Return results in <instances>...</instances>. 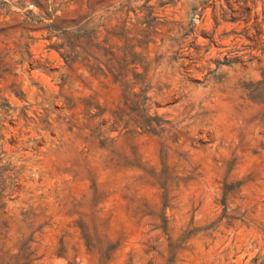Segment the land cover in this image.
Masks as SVG:
<instances>
[{"label": "rangeland", "instance_id": "obj_1", "mask_svg": "<svg viewBox=\"0 0 264 264\" xmlns=\"http://www.w3.org/2000/svg\"><path fill=\"white\" fill-rule=\"evenodd\" d=\"M264 0H0V264H264Z\"/></svg>", "mask_w": 264, "mask_h": 264}, {"label": "trees", "instance_id": "obj_2", "mask_svg": "<svg viewBox=\"0 0 264 264\" xmlns=\"http://www.w3.org/2000/svg\"><path fill=\"white\" fill-rule=\"evenodd\" d=\"M260 79L248 89L247 97L259 106L258 119L264 125V56L261 59ZM4 69L0 64V76Z\"/></svg>", "mask_w": 264, "mask_h": 264}]
</instances>
